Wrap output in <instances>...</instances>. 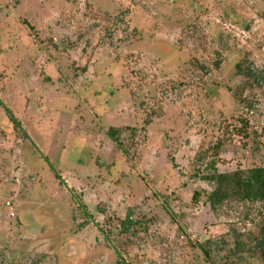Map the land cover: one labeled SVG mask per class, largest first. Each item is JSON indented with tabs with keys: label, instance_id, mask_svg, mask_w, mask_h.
Wrapping results in <instances>:
<instances>
[{
	"label": "rangeland",
	"instance_id": "1",
	"mask_svg": "<svg viewBox=\"0 0 264 264\" xmlns=\"http://www.w3.org/2000/svg\"><path fill=\"white\" fill-rule=\"evenodd\" d=\"M211 161L264 166V0H0V264H261Z\"/></svg>",
	"mask_w": 264,
	"mask_h": 264
},
{
	"label": "trees",
	"instance_id": "2",
	"mask_svg": "<svg viewBox=\"0 0 264 264\" xmlns=\"http://www.w3.org/2000/svg\"><path fill=\"white\" fill-rule=\"evenodd\" d=\"M235 69L241 73V65L236 64ZM9 120L15 123V118L10 110L5 109ZM150 120L146 119L145 124ZM115 130L111 131L114 135ZM210 172L203 176L212 185V190L207 196V204L212 210L233 202H259L264 204V166H257L247 170H234L220 172L215 169L213 161L209 164ZM255 233V232H253ZM249 251L257 252L258 259L264 264V221L258 227L256 234L247 237ZM239 244V242H237ZM235 248H239L235 246ZM208 253L207 249H203Z\"/></svg>",
	"mask_w": 264,
	"mask_h": 264
},
{
	"label": "built area",
	"instance_id": "3",
	"mask_svg": "<svg viewBox=\"0 0 264 264\" xmlns=\"http://www.w3.org/2000/svg\"><path fill=\"white\" fill-rule=\"evenodd\" d=\"M228 28H229V26H227ZM249 113H251L252 114V111H250ZM19 178H20V176L19 175H15V181H17V182H19ZM6 206H7V208H11L10 206H11V204H10V201H7L6 202ZM9 215L10 216H14V212H12V211H10V213H9Z\"/></svg>",
	"mask_w": 264,
	"mask_h": 264
},
{
	"label": "crops",
	"instance_id": "4",
	"mask_svg": "<svg viewBox=\"0 0 264 264\" xmlns=\"http://www.w3.org/2000/svg\"><path fill=\"white\" fill-rule=\"evenodd\" d=\"M7 209H9V208H7ZM10 210L12 211V208L9 209V213H10ZM12 212H13V211H12ZM14 215H15V214H14ZM9 216H10V215H9Z\"/></svg>",
	"mask_w": 264,
	"mask_h": 264
}]
</instances>
